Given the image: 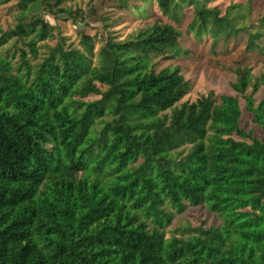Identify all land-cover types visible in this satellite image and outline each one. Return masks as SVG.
<instances>
[{"label": "trees", "instance_id": "16d2710c", "mask_svg": "<svg viewBox=\"0 0 264 264\" xmlns=\"http://www.w3.org/2000/svg\"><path fill=\"white\" fill-rule=\"evenodd\" d=\"M63 1L18 0L0 30V264H264V64L233 68L234 95L186 102L179 67L154 61L189 54L187 11L186 35L213 49L244 33L263 54L264 6L251 19V0H151L162 20L94 52L82 31L43 42V14L85 18ZM198 205L219 223L164 235Z\"/></svg>", "mask_w": 264, "mask_h": 264}, {"label": "rangeland", "instance_id": "374dc122", "mask_svg": "<svg viewBox=\"0 0 264 264\" xmlns=\"http://www.w3.org/2000/svg\"><path fill=\"white\" fill-rule=\"evenodd\" d=\"M230 0H216L213 4H219L221 9L228 5ZM245 1V0H232ZM251 19L256 18L263 9L264 0H251ZM18 0L0 2V30L12 27L18 16ZM140 5L139 8L135 6ZM62 6L69 7L71 11L81 10L85 15L84 20L65 18L67 15H58L52 18L46 14L43 17L48 25L54 27L53 38L43 42L52 46L56 42V36H62L65 43L78 46V31L93 39L94 52L102 45L105 35L109 34L117 40L125 38L128 33L134 32L144 24L160 21L163 17L157 12L151 0L141 3L139 0H128L125 8L118 7L117 0H64ZM190 18L189 11L177 28L182 32L178 38L181 48L188 51V55L170 59L154 60L158 66H178L185 81L189 83V90L181 98V101L193 102L197 96L211 91L214 95H234L231 84L234 81L233 68L237 65H247L251 68L252 74L257 77L264 64V53L257 54L255 51H245L246 35L238 34L225 42H218L212 49L210 38L202 36L197 39L192 35L183 32V24ZM100 86V90L103 89ZM258 99L261 92L254 94ZM98 95L87 96L86 100L97 98ZM84 99V100H85ZM241 107L239 124L244 129L251 128L253 134L261 138L260 131L252 126L249 115L243 110V100L238 98ZM219 220L215 214L210 213L203 205L189 207L181 214L174 215L172 222L164 228L165 236L180 235V230L186 227H197L200 224L204 227L218 224Z\"/></svg>", "mask_w": 264, "mask_h": 264}]
</instances>
